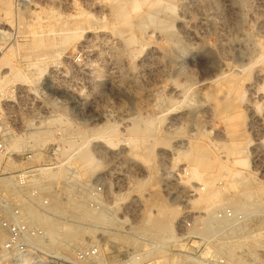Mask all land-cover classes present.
Returning a JSON list of instances; mask_svg holds the SVG:
<instances>
[{"label": "rangeland", "instance_id": "1", "mask_svg": "<svg viewBox=\"0 0 264 264\" xmlns=\"http://www.w3.org/2000/svg\"><path fill=\"white\" fill-rule=\"evenodd\" d=\"M138 1L142 8L134 11L129 7L127 14L135 24L148 9L144 0ZM181 1L172 0L175 10L161 14L173 20L174 39L170 31L152 25L139 33L140 43L129 45L126 39L138 33L137 28L121 22L111 0H30L20 9L16 0H10L9 15L0 0V42L6 47L0 60V81L7 80L0 86V120L7 127L32 129L14 133L0 128V140L7 145L0 152V169L36 166L64 170L57 179L40 168L35 172L51 197L50 211L42 223L55 254L70 256L77 246L92 243L100 245V255L89 264H264V129L253 126L247 113L243 114L246 118L234 121V127L245 121L239 132L251 141L247 162L207 161L206 165L211 164L200 169L202 179L184 170L185 161L158 155L192 137L201 138L211 149H225L229 139L223 134L227 126L221 119L229 114L231 102L208 84V73L226 58L231 64L247 67L244 75L264 91V0H192L188 6ZM181 18L192 30L189 36L179 25ZM78 26L88 30L91 38L60 43L50 51L25 48L32 34L57 40ZM46 53L48 58H44ZM3 58L12 62L7 64ZM187 80L195 93L191 90L182 100L171 90ZM206 99L219 103L213 112L215 122L202 111L199 121L174 120ZM259 102L258 111L264 112V102ZM107 124L116 127L112 140L100 136ZM133 127L142 131L139 135L153 129L154 136L166 141L159 143L146 134L156 143L152 162L146 156L127 154ZM47 129L52 131L50 141L33 137L36 131ZM17 138L25 140L24 147L14 153L9 146ZM84 146L95 157L90 170L79 158ZM45 161L55 163L45 165ZM233 172L259 190L255 204L236 212L223 197L210 214L222 222L213 219V223L203 224L201 217L208 213L203 203L195 201L197 188L206 190L204 179L216 174V188L230 196L236 192L229 183ZM99 185L104 191L94 195L92 188ZM163 202L176 212L170 217V232L143 220H156ZM74 207L99 221L79 218L73 214ZM222 209H231L234 217H219ZM206 227L211 230L204 231ZM77 229L84 231L81 239L62 238Z\"/></svg>", "mask_w": 264, "mask_h": 264}, {"label": "bare ground", "instance_id": "2", "mask_svg": "<svg viewBox=\"0 0 264 264\" xmlns=\"http://www.w3.org/2000/svg\"><path fill=\"white\" fill-rule=\"evenodd\" d=\"M92 1H94V0H92ZM191 1L192 0H182L181 2L185 6H188ZM111 3H112L113 9L115 10V12L118 15V17L121 19L122 23H124L126 25H129V26L135 25L136 28H137L138 33L137 32L131 33L130 36L126 39V41H127V43L129 45H135V44L140 43L142 37H140L141 35L139 33H143L144 31H146V29L149 26H152V25L156 26L160 30H166V31L168 30V31H170L169 33L171 35V38L174 39L175 34L172 33L171 30H170V29H172V26H173V20L168 18V17H164V16L161 15L162 12H168V11H174L175 10V6H174V3L172 2V0H144L143 4L147 3L146 5L148 6V9L146 8L147 10L144 11L141 14L140 20L136 24L133 22L132 18L128 17V15H127L128 14V10H129L128 8L131 7L134 11H139L142 8L141 2H139L138 0H132L131 2H125L123 0H111ZM4 4H5V8H4L5 12L9 15L10 12H11L10 11V0H4ZM20 19H21V17H20ZM182 19L183 18H181V20H179V25L181 26L182 31L189 36L191 34L192 30L189 29L187 24L184 23L185 21H183ZM27 26L30 27V25H27ZM33 26H34V24H33ZM31 28H32V25H31ZM173 28H174V26H173ZM1 31L2 30H0V32ZM66 31L67 30H65V32ZM70 31H71V29H70ZM87 31L88 30L85 31V28H82L81 26L75 27L70 33L67 31V33L62 34L60 39H57V40H59L58 42H57L56 39L44 38L43 37L44 35L42 36V35H38V34L35 35L34 34L35 36H33V34H32L33 38L30 41V43L27 44V47H25V48L26 49H30L31 51L37 52V51L45 50V49L46 50L53 49V48L56 47L57 44H60V43L61 44H68L72 40H75V39H77L79 37H83L84 40L85 39L87 40L89 37L91 38V36H90L91 33L87 32ZM116 31H118V30H116ZM6 33H8V31ZM18 43H17V45H18ZM170 43H172V42H170ZM71 44H74V43H71ZM165 50H166V48H165ZM51 52H52V50H51ZM63 52H64V50H63ZM48 53H50V52H48ZM236 54H238V53H236ZM42 55H43V53H42ZM44 56H46L44 58H48L49 57L48 54L44 55ZM39 57L42 58V56H39ZM225 59L220 60V63L217 65V67H215L213 70H211L208 73L209 77L207 78L208 84H211V86H213L215 88V90H216V92H218V94L221 93L223 95V98H226L228 101L231 102L230 107H231L232 110L230 109L229 110V114L227 116H225V117H222V119H221L227 126V128H226L227 133H223V134H225V136L229 139L228 140L229 142L225 143V149H220V148L211 149L209 146H206V144H204V142H202L203 140L201 138L198 137V139H195V137L191 136L192 138L188 137L189 139L187 140V142L185 144H183V145H180L181 143L180 144L179 143L175 144V147H173L172 150L169 153L168 152L167 153L164 152V150H166L167 147H166V149H164V150L162 149L163 151H159V153H158V155H160V158L163 157V158H165V160H166V158H169V159L171 158L172 160H175V161H181V162L185 161L187 163V167L184 170L187 173H188V170L190 172H192V174L194 176L193 178H195V177L197 179L198 178H201V179L203 178L202 177V173H201L202 170H200V169L202 167L203 168L205 167L207 161H210V162L211 161H236V163L237 162L238 163H242L243 165L247 162L246 161V152H247L248 146L251 143V141L247 140L246 139L247 137H244V133L241 134L239 132L241 126L243 127V125H245V121L243 123L240 122L239 125L234 127V124H235L234 121L237 122L238 118L241 119V117H244L243 114H245V113L248 114L251 124H253V126L256 125V127H258V130H261V129L263 130L264 129V112H259L258 111L259 110L258 109V105L260 103L259 100H261L262 103L264 102V91H262L263 86L262 85H261L262 87L260 85L257 86L256 82L252 78H250V76L244 75L246 73V70H248L247 67H245L243 65H237L235 62H234L235 64H231L230 62L225 61ZM0 60H1V58H0ZM10 61H11L10 58H3V62H5L7 64H9ZM225 66L229 67L228 70H224ZM15 73H16L17 76H20V73L18 71H16ZM256 74H258V73H256ZM186 75H187V73H186ZM21 77H22V75H21ZM251 77H253V76L251 75ZM6 82H7V80L4 82L2 80V78H1L0 86L5 85ZM175 83H177V82H175ZM191 90L193 92L195 91V90L192 89V86H191V83L189 82V80H187L184 83H179L178 85L174 86L173 90H171V91L173 92V95H175V96H177L179 98H183L182 100H185L189 96ZM247 94H248V96H247ZM0 95H2L1 92H0ZM191 96H192V94H191ZM192 99H194V98H192ZM209 99L208 100L206 99L203 102H201L199 107L197 106V109L196 108H194L192 110L189 109L190 111H187L185 113H182V114L176 116L174 118V120H181V119H182V121L184 119H187V120L188 119L189 120H191V119L195 120L196 119V120H198L197 117H200L199 116L200 115L199 112L202 111L203 113L209 114V117L211 115L210 119H213V121L215 122L216 118L214 116L215 113L213 114V112H215V108L217 106H219V103H218V101L217 102L215 101L216 103H214V101H211ZM214 99H212V100H214ZM212 114H213V116H212ZM244 118H246V117H244ZM239 121H241V120H239ZM201 126H202V124H201ZM105 127H106V129H105L104 133L101 132L100 136L104 135V136L107 137V139L110 138V140L115 138L114 137L115 136L114 131H115L116 127L114 128V126H111V125H108V124L106 126H104V128ZM202 130H203V128H202ZM129 131L131 133H135L134 135L130 136V143H129V147L127 149V152H128L127 154L129 156L130 155L131 156L133 155L135 157L146 156V158L148 159L149 162H152L155 159L156 143L151 141L150 138L147 136V135L150 136V134L152 136L151 137L152 139H156L159 143L166 144V141L164 140V138H157L156 136L153 135V133H154L153 129H147L146 131H143L145 133V134L143 133L144 135H139L138 134V132H142V131H140L137 127L130 128ZM51 132L52 131L49 130V129H47V130H38L35 133H33V135H34L33 137L37 138V139H40L43 142H47V141H50L53 138V137H51V134H52ZM242 132H245V131H242ZM117 135H118V133H117ZM192 135H194V134H192ZM204 136H206V135H204ZM260 136H262V135H260ZM226 137H224V138H226ZM82 138H83V136H82ZM103 139H105V138H103ZM24 141L25 140H20L19 138L13 139L12 144L10 146L8 145L9 149L13 150L14 153L18 152L21 149L22 146L24 147ZM208 141H206V143H209ZM108 142H109V140H108ZM111 144H113V143H111ZM160 146H162V145H160ZM113 147H114V145H113ZM158 149H160V148H158ZM79 152H80V155H79L80 161H83L84 162V166L86 167V169H89L90 166H92V164L94 163L93 161H95V159H94L95 157H93V153L89 149H86V146L82 147ZM211 163H213V162H211ZM211 163H209L208 165H210ZM208 165H206V166H208ZM210 168H211V166H210ZM204 169H203V171L205 172ZM93 170H94V168L92 169V171ZM40 171L42 173H44L46 176H49L52 179H57L62 174H64V170L61 169V167H59L58 170H56V171H50V168L42 167V168H40ZM216 172H217V170H216ZM233 173H234L233 174L234 176H233L232 179H230L231 181L229 183L232 186V188L233 187L235 188L234 190H236V192L234 194L230 195V196H225L226 195L225 193H223L220 189L216 188L215 181H216L217 178L215 177L216 174H214L215 176L212 175L213 173L212 174L209 173V175H212V176L207 178V179H204V181H203L204 184H205V187H208V188H206V190L204 188H202V187L197 188V190H199V192H198L199 195H198V197H196L195 201H198L199 204L203 203L205 205V210L208 213L207 216L201 217V221L203 222V224L204 223L207 224L208 222H212L213 219H214V221L216 220V222H218V223L222 222V219H219L218 217H217L218 219L214 218L215 216L212 217L210 214H211V208L212 207L215 208V206L218 205L220 203V201H222L221 199L223 197L226 199V203L230 204L231 208L233 210H235L236 212H238L240 210H245L246 208L252 207V205L255 204V198L254 197L256 196V194L259 193V190L258 189H254L255 187H253V185L250 183L249 179H245V178L240 177L238 174H236V172H233ZM206 174H207V172H206ZM231 177H232V175H231ZM194 180H196V179H194ZM0 185H5V183L0 184ZM203 189L205 191H203ZM155 200L153 201L154 203H155ZM195 201L193 200V202H195ZM199 204H197V205H199ZM78 207H80V206L78 205ZM73 209H74V213L73 212L72 213L74 215H77L81 219L82 218L96 219L95 217H93L90 214H86V215L82 214L81 213L82 211H79L78 208L74 207ZM158 211H159V215H158L156 220H153L151 217H149V218L146 217L147 219H143V220H146V224H153L152 226H160V228L164 227L163 228L164 231L170 232L172 230L170 217L172 218V216L176 214L175 209L169 208L163 202V204L159 206V210ZM188 216H190L189 213H188ZM98 219H96L97 222L99 221ZM51 229H52L51 232L53 234V231L55 230V226L53 224L51 225ZM143 229H145V228H143ZM210 230H211V227H206L204 229V231H210ZM83 233H84L83 229H77L76 231H68L67 233L63 234L62 238L64 240H79V239H81V236L83 235ZM47 238L48 237H46V239L43 242V244L50 252H52L51 248H50V244H49L50 242H48ZM0 239H3V233H2L1 230H0ZM52 253H54V252H52ZM57 255H62V254H57Z\"/></svg>", "mask_w": 264, "mask_h": 264}, {"label": "built area", "instance_id": "3", "mask_svg": "<svg viewBox=\"0 0 264 264\" xmlns=\"http://www.w3.org/2000/svg\"><path fill=\"white\" fill-rule=\"evenodd\" d=\"M29 1L16 0V4L20 9ZM5 49V44L0 42V58ZM37 113L44 116L42 111ZM0 128L14 133L32 130L26 127H7L1 120ZM6 150L7 145L0 140V152ZM48 163L54 165L55 161H45V165ZM39 168L25 166L12 170L0 169V184L5 183V186L0 185V230L3 233V239H0V264L94 263L100 255L99 244L77 246L70 256L54 254L44 246L47 233L42 220L45 221V214L50 211L51 197L43 182L35 177ZM103 191L102 185L92 188L94 195ZM218 214L219 217H234L231 209H222Z\"/></svg>", "mask_w": 264, "mask_h": 264}]
</instances>
